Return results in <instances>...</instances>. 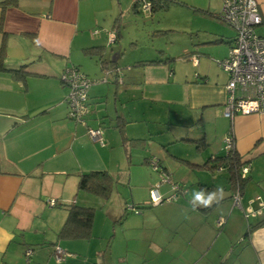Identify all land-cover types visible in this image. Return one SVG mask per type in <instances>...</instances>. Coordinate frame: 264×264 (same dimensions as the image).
<instances>
[{"label": "crops", "instance_id": "0c3cea01", "mask_svg": "<svg viewBox=\"0 0 264 264\" xmlns=\"http://www.w3.org/2000/svg\"><path fill=\"white\" fill-rule=\"evenodd\" d=\"M171 1L169 8L180 6L198 22L190 25V31L194 30L197 37L203 34L197 42L191 39L183 46L181 58L196 57L192 67L205 65L218 54L222 44L227 55L235 31L232 34L217 18L222 0ZM256 1L262 21L255 31L264 36V0ZM122 8L128 15L139 12L135 0L124 4L120 0H19L16 6H0L4 63L7 68L22 67L25 71L17 77L0 70V264H264V211L258 210L259 201H264V114H237L232 120L223 115L228 75L222 68V77L212 76L201 67L200 73L181 77L170 64L173 56L122 58L129 68L121 76L118 60L122 52L114 53L115 66L111 68L106 51L121 38L117 14ZM95 29L98 33L92 34ZM109 29L116 30L113 43L107 40ZM160 53L166 55L163 50ZM200 54L205 59H199ZM155 59L159 61L142 63ZM166 59L170 61L165 63ZM66 66H76L89 78L99 80L88 89L90 113L86 123L102 128L103 146L88 136L85 126L67 117L68 87L59 79ZM105 69L110 70L106 82L102 81ZM139 88L141 97L136 95ZM165 91L171 96L164 99ZM135 100L145 106L135 105ZM152 101L167 103V119L175 114L183 121L180 114H187L185 119L190 123L178 124L180 132L166 139L160 116L157 121L144 118L152 109ZM146 102L149 106L145 113ZM134 117L146 122L148 135L158 134L157 141H153L162 150L168 151L167 143H174L193 144L197 152L201 151L192 159L171 156L198 173L193 177L186 171L179 176L181 182L195 178L197 187L175 184L177 187L173 188L176 180L170 178L171 182H160L159 171L168 177L175 174L168 170L166 160L145 155L144 163L150 165L152 157L158 161V171L153 169L158 180L150 182L153 179L149 177L144 183L131 185L127 205H150L152 209L140 207L130 219L124 218L131 228L120 229V237L117 231L114 236L102 235L104 223L101 233L95 235L93 223L89 239L59 238L57 233L67 217V208L59 204L89 206L91 201L102 200L78 190L80 174L103 170L115 182L127 178L130 183L133 149H143L146 143L145 138L127 135V131L133 132L129 127ZM151 126L158 128L152 131ZM227 133L233 136L240 160L249 165V181L241 192L242 208L233 204L235 189L228 182L225 167H200L207 161L215 165L217 157L227 154L223 143ZM123 135L143 140L140 147H130L129 158ZM205 147L209 151L203 155ZM218 173H225L224 184H218ZM157 184L163 198L176 192L177 199L181 196L180 202L148 204L150 189ZM201 184L210 186L208 193L217 192V202L209 208L193 209V194L201 189ZM243 209L255 213L245 216ZM110 212L106 217L116 216ZM218 217L225 219L220 227L216 224ZM54 244L68 253L59 263L53 254ZM27 247L33 250L28 259L24 255Z\"/></svg>", "mask_w": 264, "mask_h": 264}, {"label": "rangeland", "instance_id": "374dc122", "mask_svg": "<svg viewBox=\"0 0 264 264\" xmlns=\"http://www.w3.org/2000/svg\"><path fill=\"white\" fill-rule=\"evenodd\" d=\"M122 4L124 2L126 3L127 0H120ZM191 15L186 12V10L180 6H171L168 9H161L157 8L156 11L154 12V15L150 14H145L141 10L139 12L135 13V15H131L127 12L124 11V8L121 9V11L118 12L117 17L119 18L118 24L120 22V33H121V38L118 43H115L111 47H107L106 51V58L111 59L114 55V53L122 52L121 58L118 60L119 63V73L121 76H123L124 73H126V70H128L129 67H127V64L123 63L126 60H137L138 58H155V56H160L162 58L168 57V56H173L175 57L174 60H171L170 64L173 67L174 71L177 72L181 77L186 74V76L191 73V75L194 76V72L197 71L200 73L199 67L201 69H206L212 76H224V72L221 69L219 65L215 63V60L221 59L223 56L226 55L227 49L225 48V44H222V46L218 50V54L210 58V61L208 63H200L199 67H192L193 60H186L185 58H181V53L183 52V46L188 42L191 41V39L194 42H197L198 38H201L203 35L202 33H199L198 37L196 36L194 30L190 31V25L193 27L195 24L198 22L193 20V17H190ZM226 28L229 29V31L233 34V29H230L226 24L222 23L220 24ZM162 29L165 31H162L160 33L158 30ZM160 50H163L166 55H163L160 53ZM126 59L122 60L121 59ZM205 59V56L200 54L199 59ZM202 61V60H201ZM102 76H104L102 74ZM106 82V81H105ZM136 95L138 97H141V89L139 88V92L136 90ZM170 95V92L165 91V94H162V98H168ZM136 101V100H135ZM139 101H143V99H140ZM137 102L135 105H141L145 106L143 102ZM147 101V100H146ZM156 101H152V109L150 113H146L149 104H146V109L145 113L147 117L150 118L149 120H159V116L161 117V121L159 122L160 124L164 123L165 125V131L163 134L165 135V138H171V136L175 133L178 134L180 132L178 130L179 126L178 124H189V120H186L185 117H188L189 115H184L180 114V118H183V121L179 120V116L172 114L169 115V118L167 119L168 115L165 114V105L167 106V103L162 102L160 104L159 102L155 104ZM164 108V109H161ZM162 114V115H161ZM131 118V117H130ZM130 118H127L130 120ZM133 122H131V126L129 127L132 128L133 132L130 133V131H127V135L130 137H140V138H145L146 143H145V148L143 149H133L132 152V159H131V164H129V167L132 170V176L131 180L129 183V179L127 181V178H121L117 179L115 185L113 186V190L111 191L109 197L104 200L102 198L100 203H97L96 201H91L90 207L94 208L93 210L95 211L94 214V219L93 223H95V231L94 234L98 235V233H101V226L104 223V228L102 231V235L106 236H111L115 234V231H117V236L122 235L121 232L123 231H128L131 227L128 228V221L125 220L124 218L130 219L135 213L133 211H129L128 209H125V207L128 204V201L130 200V195H129V189L131 185H137L140 183H144L147 181L149 177H152L153 180L150 182H153L155 178L158 180V173L152 169V167L147 164L142 162L143 156H148V155H155L154 157L156 159H161L166 160L164 161L165 164H167L168 170L170 173H174L175 175L172 177L171 175L169 178L175 182L176 180V185H184L187 187H193L196 188L197 184L195 182V178L188 177L186 180L182 179L179 180V176H181L183 173L187 171V173L190 176H196L198 173L196 171L191 170L186 166L184 162H179L175 158H171V156H184L182 158H187L189 157L190 159L192 158H197L194 157L198 155L199 152L195 150V146L193 144H169L167 143V146L169 147L168 151L167 150H162L163 148L160 147L156 142L157 141V136L158 134H152L148 135L147 133V125L146 122L142 119H139L138 117L133 118ZM165 120V122H164ZM168 120V121H167ZM130 123V121H129ZM154 125V124H153ZM107 129L109 128L108 125H106ZM152 131L155 130V128H158V126H151ZM155 127V128H154ZM168 127L171 128V130L168 129ZM160 128V127H159ZM182 128V127H181ZM187 127L184 126L183 129H186ZM211 134L214 135L212 132ZM168 142V141H167ZM137 147H140L136 145ZM207 149L203 155L209 151ZM203 149L202 151H204ZM222 153V150L220 151ZM141 157V160L137 159V157ZM195 160V159H193ZM198 160V159H196ZM168 162V163H166ZM141 163V164H140ZM125 165L127 163L125 162ZM189 171V172H188ZM193 176V177H194ZM202 176V175H201ZM218 180V184H221V182L225 181V173H218L216 174ZM178 178V179H177ZM128 182V183H127ZM153 184V183H152ZM224 184V182L222 183ZM117 189V190H116ZM163 187L160 188V192H163ZM174 195H177L176 192L173 193ZM181 196H179L180 198ZM179 198L176 200H171L167 201L168 203H176L177 201L180 202ZM127 201V203H125ZM167 202H162L167 204ZM137 207H143V210H150L152 209L150 205L147 206H141V205H136ZM233 207V206H232ZM145 208V209H144ZM238 208V207H237ZM111 211L112 214H116L115 217L109 218L106 217L107 212ZM110 212V213H111ZM125 221V222H124ZM124 222V223H123ZM121 227V228H120ZM112 236V237H113ZM112 237L109 238V242H111ZM120 237V236H119ZM118 237V238H119ZM96 241H98V238H96ZM111 245V244H110ZM109 245V249H110ZM120 247L118 246L117 249ZM134 248L132 246L130 249ZM123 249V248H122Z\"/></svg>", "mask_w": 264, "mask_h": 264}, {"label": "built area", "instance_id": "2783aa9c", "mask_svg": "<svg viewBox=\"0 0 264 264\" xmlns=\"http://www.w3.org/2000/svg\"><path fill=\"white\" fill-rule=\"evenodd\" d=\"M140 9L149 13V0H140ZM217 18L227 24L235 31L234 39L228 49L227 55L217 60L218 65L227 73L228 80L225 85V101L223 104V115L233 119L237 114H264V36H260L255 31V27L261 23L262 17L256 0H222V6L217 14ZM98 33L94 30L92 34ZM108 43L116 40V30L106 31ZM196 63V57L192 58ZM110 70L105 69L103 80H106ZM197 76V75H196ZM59 79L68 87L65 96L67 104V117L86 127V133L101 146L105 144L103 130L101 127H90L86 123V117L90 112L88 100V89L96 81L81 72L76 66H66L59 75ZM226 152L234 148L233 136L227 133L223 138ZM152 169H159L158 161L151 158ZM249 171L246 164L241 169V177H245ZM160 182H171L169 177L159 171ZM173 188L177 186L172 185ZM150 201L148 204H157L176 199V195L162 197L158 191V184L150 189ZM233 204L239 208L241 206V192L236 188L232 193ZM51 205L54 201L49 202ZM127 209L137 212L133 205H127ZM259 211H264V201H259ZM246 215L255 213L251 209L246 211ZM223 217H218L216 224L220 227L224 223ZM33 253L32 248L27 247L24 255L28 259ZM53 254L57 263L61 262L68 253L59 245L53 246Z\"/></svg>", "mask_w": 264, "mask_h": 264}, {"label": "trees", "instance_id": "16d2710c", "mask_svg": "<svg viewBox=\"0 0 264 264\" xmlns=\"http://www.w3.org/2000/svg\"><path fill=\"white\" fill-rule=\"evenodd\" d=\"M149 2H150L149 12H153L156 11L157 8L168 9L173 1L149 0ZM18 3L19 0H1L0 6L4 9L7 6H16ZM135 7H137L140 10V0H135ZM3 47H4L3 45L0 46V70L9 71L10 73H12V75H15L17 77L25 74V71L22 67L17 69L6 67L4 63ZM183 57L187 58V55H184ZM158 61L159 60L155 59V60L144 61L142 63L151 64V63H156ZM169 61H170L169 59H166L164 62L168 63ZM108 65L112 68L115 66V62L110 61L108 62ZM123 141L125 144V150L127 151L126 153L127 158L130 157V152H129L130 147L134 145L140 146L141 142H143L142 139H127L124 135H123ZM215 160L217 161L215 165H209L207 161L200 167H208L211 170L218 166H221L222 168L225 167L228 173V182L230 183L233 190L238 188L240 192H242L244 187L249 181V177L247 174L245 177H241L240 175L242 167L246 165L247 162L240 160L234 148L224 156L217 157ZM115 183L116 182L113 179L112 175L107 171H103V170L89 171L87 173H82L79 175L77 188L79 191L87 192L91 195L98 196L106 200L109 197ZM200 188L209 190L210 186L201 184ZM59 206H65L67 208V217L57 233L58 237L65 239H83V238L89 239L92 236L93 219L95 214V211L93 210L94 208H91L90 206L79 205L75 202L68 204L65 203L59 204ZM136 208L140 209L139 207ZM259 224L260 223H258L257 225ZM257 225H254L253 227Z\"/></svg>", "mask_w": 264, "mask_h": 264}, {"label": "clouds", "instance_id": "9594fccd", "mask_svg": "<svg viewBox=\"0 0 264 264\" xmlns=\"http://www.w3.org/2000/svg\"><path fill=\"white\" fill-rule=\"evenodd\" d=\"M221 196H222V192H221ZM216 198H217L216 191L208 193L207 189H200L199 191L194 192L191 204L193 209L198 207L209 208L213 205L214 202H217Z\"/></svg>", "mask_w": 264, "mask_h": 264}, {"label": "water", "instance_id": "95a60500", "mask_svg": "<svg viewBox=\"0 0 264 264\" xmlns=\"http://www.w3.org/2000/svg\"><path fill=\"white\" fill-rule=\"evenodd\" d=\"M115 60H116V59H114L113 57L111 58V61H112V62H115Z\"/></svg>", "mask_w": 264, "mask_h": 264}]
</instances>
